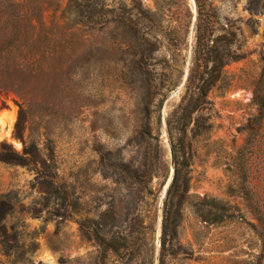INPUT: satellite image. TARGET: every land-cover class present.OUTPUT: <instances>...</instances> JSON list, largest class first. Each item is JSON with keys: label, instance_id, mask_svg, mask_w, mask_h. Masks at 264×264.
I'll list each match as a JSON object with an SVG mask.
<instances>
[{"label": "trees", "instance_id": "trees-1", "mask_svg": "<svg viewBox=\"0 0 264 264\" xmlns=\"http://www.w3.org/2000/svg\"><path fill=\"white\" fill-rule=\"evenodd\" d=\"M193 1L195 14L189 0H66L64 6L60 0H0V93L19 100L15 129L25 145L24 156L0 152V161L20 165L37 161L40 137L46 135L43 144L50 140L47 132L39 133L41 120L34 111L54 108L64 99L72 105L71 97L83 94L72 86L73 78L84 74L92 62L104 69L106 79H116L130 94L136 114L131 136L112 149L101 143L93 146L96 173L106 182L104 189L114 191L116 197L101 210L102 197L94 189L92 232L85 223L77 222L84 239L115 255L132 252H127V235L115 225L131 215L133 245L141 258L147 231L155 233L157 201L171 166L173 174L162 199L157 264H165L169 251L180 247L179 229L192 198L198 144L210 141L215 126L217 113L209 94L231 86L225 68L245 57V29L255 32L258 17L264 14V0ZM223 1H244L248 18L242 22L225 15ZM191 26L193 45L188 59L184 50L188 49ZM94 36L97 38L91 42ZM161 47L167 56L157 59ZM261 80L254 88L260 111L252 124L264 118ZM182 85L179 103L164 116L170 93ZM164 128L172 150L169 160L162 142ZM49 176L50 187L59 191L61 185L54 175ZM192 207L207 223L229 217L225 215L228 208L210 200L202 199ZM11 210L8 196L0 194V245L6 251L12 247L5 224ZM256 221L254 228L264 241V220L260 216ZM108 224L117 231L106 240L109 233L103 228ZM154 257L151 246L147 264H155Z\"/></svg>", "mask_w": 264, "mask_h": 264}, {"label": "rangeland", "instance_id": "rangeland-1", "mask_svg": "<svg viewBox=\"0 0 264 264\" xmlns=\"http://www.w3.org/2000/svg\"><path fill=\"white\" fill-rule=\"evenodd\" d=\"M65 2L60 0L61 6ZM189 4L195 14L194 1L189 0ZM243 6L244 1H223L222 9L230 18L244 22L248 13ZM192 28L188 49L184 50L188 59ZM245 36V57L225 68L231 86L222 93L213 90L209 94L217 113L215 126L210 141L198 144L192 198L179 229L180 247L169 251L165 264H264V241L254 228L256 218L264 220V118L252 124L260 111L254 88L260 79L264 85V14L258 17L256 31L245 29ZM165 56L166 49L161 47L157 59ZM72 86L83 90V94L71 97L72 105L64 99L54 108L34 111L41 120L39 133L47 132L50 140L43 144L46 135L40 137L37 161L25 165L0 161V194L7 195L12 205L5 223L12 247L6 251L0 245V264H147L151 246L157 264L164 190L157 201L155 233L147 231L141 258L133 245L131 215L126 222L115 225L127 235V252H132L115 255L82 237L77 222L82 221L92 232V191L96 189L102 197L101 210L108 207L112 196L116 197L114 191L104 189L106 182L96 173L93 146H122L135 128L136 114L128 91L116 79H106L104 69L95 62L84 74L73 78ZM183 92L182 85L170 93L163 107L164 116L179 103ZM18 102L14 95L0 93V152L24 156L25 145L15 129ZM162 142L169 160L165 128ZM50 174L61 185L59 191L50 187ZM202 199L225 206L229 217L216 223L202 221L192 207ZM109 224L103 228L109 233L106 240L117 231Z\"/></svg>", "mask_w": 264, "mask_h": 264}, {"label": "water", "instance_id": "water-1", "mask_svg": "<svg viewBox=\"0 0 264 264\" xmlns=\"http://www.w3.org/2000/svg\"><path fill=\"white\" fill-rule=\"evenodd\" d=\"M164 124H165V123H164ZM169 152H170V157L172 158V150H171V148L169 149ZM172 174H173V167L171 166V169H170V177H169V180H168V182H167V184H166V187L164 188V194L166 193V189H167V187H168V185H169V183H170V180H171ZM160 224H161V220H160Z\"/></svg>", "mask_w": 264, "mask_h": 264}]
</instances>
